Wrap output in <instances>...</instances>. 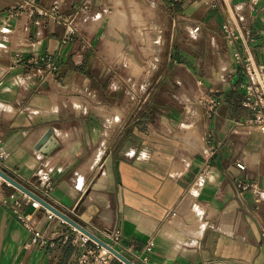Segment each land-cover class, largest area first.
<instances>
[{"label":"crops","instance_id":"0c3cea01","mask_svg":"<svg viewBox=\"0 0 264 264\" xmlns=\"http://www.w3.org/2000/svg\"><path fill=\"white\" fill-rule=\"evenodd\" d=\"M18 1L0 0V152L6 154L0 168L24 179L46 172L49 200L74 206L96 226L119 229L125 244L148 256L143 263L125 253L136 264H263L264 132L246 125L252 113L240 104L239 84L246 79L242 59L264 67V0H217L216 7L201 0V18L174 16L204 41L201 55L178 50L173 27L167 46L180 60L168 57L164 71L152 62L154 80L169 89L191 79L198 94H164L152 119L131 116L129 83L106 55L100 25H90L102 19L91 16L98 0H58L64 20L88 6L77 18L79 32L63 46L64 24L15 16ZM52 1L36 0L41 7ZM226 20L238 33L231 43L221 29ZM45 53L57 55L58 68L43 78L36 69ZM204 55L211 58L205 62ZM32 56L38 64L26 63ZM48 129L58 144L43 154L35 147ZM243 183L259 195L241 190ZM12 191L0 189V264H76L75 249L58 236L31 242L12 212ZM35 227L47 235L67 230L47 221L44 209L35 212ZM148 242L151 251L144 250Z\"/></svg>","mask_w":264,"mask_h":264},{"label":"built area","instance_id":"2783aa9c","mask_svg":"<svg viewBox=\"0 0 264 264\" xmlns=\"http://www.w3.org/2000/svg\"><path fill=\"white\" fill-rule=\"evenodd\" d=\"M206 2L210 7H216L218 5L217 0H206ZM86 9H88V6L82 4L78 7L75 13L64 20L60 13L58 0H53L47 7L39 6L36 0H19L16 7L13 9V15L18 16L26 12L31 17L38 15L56 23L62 22L65 29L60 38V45L63 46L71 41L79 32L77 18L80 13H83ZM221 29L227 42L231 43L237 39V29L231 21H224L221 25ZM194 30L196 31L197 28ZM233 57L237 60H241L237 52L233 53ZM42 58L45 60V64L42 67H38L36 72L39 73L40 76L42 75L43 78L46 77L47 74L55 75L58 68L57 55L54 53H45ZM21 61L22 56H16V63H20ZM242 61L246 73V79L239 84L242 89L240 104L242 108L252 113V117L248 119L246 125L257 127L260 131L264 132V67L256 65L249 57H245ZM38 62L39 60L37 56H32L26 59L27 64L34 65L38 64ZM217 103V101H213L211 104V110H209L210 112L213 113L215 111L214 107ZM5 156L6 154L3 151L0 152L1 158ZM238 167L243 169L244 165L238 164ZM0 169L29 191H22L3 178L0 174V189L3 185L13 187V191L8 194V198L12 201V212L16 215L20 223L30 232V240L32 243L38 241L40 243H46L48 238L58 236L64 243H69L75 249L76 264H111L113 260H116L121 264H127L119 258L118 255L113 253L112 250L124 257H126L125 253L131 254L133 259L147 263V255L137 252L133 245L125 244L122 241V233L119 229L96 226L92 222L82 219L74 206L60 207L51 202L49 200V191L52 186V181L46 172L41 173L38 171L35 177L24 179L15 175L14 171H4L2 168ZM239 187L241 190L252 189L255 195H259L260 193L259 189L254 186V184L243 183L240 184ZM42 201L57 209L62 215L71 219L75 224H71L64 217L44 206ZM25 206L28 207V210L24 209ZM39 209H44L47 221H56L60 224L66 225L67 230L60 233H53L54 235H47L45 232L36 229L35 212ZM262 237L264 246V233H262ZM151 248V243L148 242L145 245L144 250L151 251ZM133 259L128 260L131 261L132 264H136Z\"/></svg>","mask_w":264,"mask_h":264},{"label":"rangeland","instance_id":"374dc122","mask_svg":"<svg viewBox=\"0 0 264 264\" xmlns=\"http://www.w3.org/2000/svg\"><path fill=\"white\" fill-rule=\"evenodd\" d=\"M98 1V9L91 16L96 19L98 14H102V19L101 21L95 20L94 25L90 22V25H100L103 48L107 49L106 55L108 54V58L112 60L119 76L129 83L131 100L128 109L131 116L152 119L154 108H156L155 103L160 97H165L164 94L172 93L181 96L182 99L185 98L183 96L185 93L198 94L195 84L194 86L191 84V79L184 81L178 87H170V90L167 86L158 85L154 80L156 76L151 63L162 66V71H164L165 67H168L165 63L179 62L178 54L172 56L167 46L173 27L177 31L175 35L178 39V50H192L195 55H201L204 41L196 35L197 33L189 35L187 29L190 22L184 18L175 22L174 18L176 15L184 17L190 15L194 19L201 18L205 9L203 4H200L201 0H191L188 5L179 2L178 6L175 5V0ZM113 19L117 21L115 26H112ZM204 56L205 62L211 58V55ZM168 57H171L170 62ZM216 71L220 70L216 69ZM223 72L220 71V77H227L222 75ZM216 79L218 78L213 81ZM198 99V102H203L200 98ZM174 101L178 104L183 103L176 98Z\"/></svg>","mask_w":264,"mask_h":264},{"label":"water","instance_id":"95a60500","mask_svg":"<svg viewBox=\"0 0 264 264\" xmlns=\"http://www.w3.org/2000/svg\"><path fill=\"white\" fill-rule=\"evenodd\" d=\"M57 141L56 139L53 137L52 135V131L51 129H48L46 131V133L42 136V138L38 141L35 149H37L39 152L43 153V154H48L53 148H55L57 146ZM0 174L3 178H5L6 180H8L10 183H12L14 186H16L17 188L21 189L24 192H29L23 185H21L19 182H17L16 180H14L13 178H11L10 176H8L5 172H3L0 169ZM43 205L50 208L51 210H53L56 214L64 217L66 220H68L71 224H75L71 219H69L68 217L62 215L57 209H55L54 207H52L51 205H49L48 203L42 201ZM113 253H115L116 255L119 256V258H121L123 261H125L127 264H132L131 261H129L126 257H124L123 255L117 253L116 251L112 250Z\"/></svg>","mask_w":264,"mask_h":264}]
</instances>
